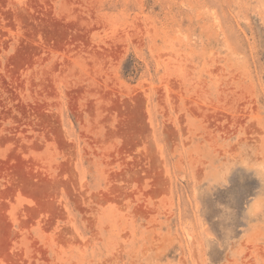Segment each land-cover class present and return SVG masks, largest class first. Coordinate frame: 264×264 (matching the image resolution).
<instances>
[{"label":"rangeland","instance_id":"obj_1","mask_svg":"<svg viewBox=\"0 0 264 264\" xmlns=\"http://www.w3.org/2000/svg\"><path fill=\"white\" fill-rule=\"evenodd\" d=\"M0 264H264V0H0Z\"/></svg>","mask_w":264,"mask_h":264}]
</instances>
